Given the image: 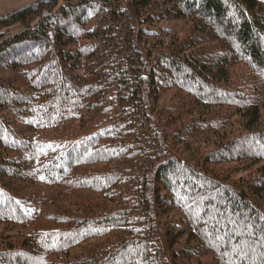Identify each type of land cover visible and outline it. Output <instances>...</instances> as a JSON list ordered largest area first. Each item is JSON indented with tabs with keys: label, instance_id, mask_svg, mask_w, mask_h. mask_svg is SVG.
<instances>
[{
	"label": "trees",
	"instance_id": "trees-1",
	"mask_svg": "<svg viewBox=\"0 0 264 264\" xmlns=\"http://www.w3.org/2000/svg\"><path fill=\"white\" fill-rule=\"evenodd\" d=\"M263 117L264 0L0 14V264H264Z\"/></svg>",
	"mask_w": 264,
	"mask_h": 264
},
{
	"label": "rangeland",
	"instance_id": "rangeland-1",
	"mask_svg": "<svg viewBox=\"0 0 264 264\" xmlns=\"http://www.w3.org/2000/svg\"><path fill=\"white\" fill-rule=\"evenodd\" d=\"M32 0H0V14H3L7 11H10L14 8L20 7ZM62 1V0H59ZM238 68V67H237ZM239 119V118H238ZM256 127H264V117L263 119L255 125ZM241 130V126L238 121L234 122L231 127L228 128V132H230V135L237 134ZM210 145L208 148L212 147ZM201 147V145L199 146ZM196 146H192V150H196ZM261 163H253L251 161H240V162H234V163H229L225 167L226 168H232L233 174L235 177H241L242 175H247L248 173L255 171L256 168L260 165ZM229 169V170H230ZM10 228H6L4 225L0 224V243L1 241H8L11 237L10 233H13V231L10 232Z\"/></svg>",
	"mask_w": 264,
	"mask_h": 264
}]
</instances>
